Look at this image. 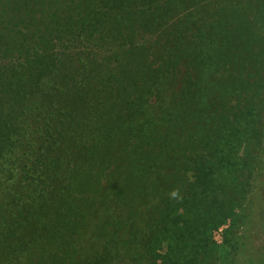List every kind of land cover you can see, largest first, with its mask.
Here are the masks:
<instances>
[{
	"label": "trees",
	"instance_id": "obj_1",
	"mask_svg": "<svg viewBox=\"0 0 264 264\" xmlns=\"http://www.w3.org/2000/svg\"><path fill=\"white\" fill-rule=\"evenodd\" d=\"M21 1L20 12L33 21V26H25L28 35L22 45L30 43L34 47V60H26L21 69L10 67L0 71V158L6 150L7 153L19 151L21 142L29 139L34 130L29 126L28 117L33 111L40 114L36 123L40 122L35 127L38 141L32 145L28 156H24L29 197L22 204L26 220L42 222L34 228L38 230L34 238L41 236L48 242L43 257L36 250V256L41 257L39 261L36 258L37 264H110L115 259L114 252L119 253L116 240L117 233L125 225L123 212L137 197L138 189H148L155 184L149 177L151 168L165 162L163 169L168 174L176 171V180L181 179L184 191L190 190V196L199 195L201 184L205 191L200 200L197 197L189 200L178 191L166 200L171 228L164 226L160 230L164 236L167 231L172 235L173 240L167 243L169 248L182 253L179 262L175 260L172 264H206L199 254L208 255L209 252L198 251L199 242L190 239L197 221L201 228L208 225L206 214L197 219V213L201 212L204 201L209 200L210 193L219 203V210L228 208L223 200L225 195L214 196L218 188L214 179L223 181L227 176L224 169L227 154L221 153L219 169L213 175L212 169L204 168L198 154V137L186 146L179 143L184 137L182 130L188 131L182 127L183 123H188L190 116L205 111L209 104L215 54L224 50L227 23L222 25V21L228 0L214 3L208 0ZM127 30L147 33L150 52L145 57L152 55L154 59L148 62L132 58L130 65L139 76L137 86L124 89L125 84L120 83V87H116L121 91L117 102L127 113L118 120L112 116L108 103L114 92L105 89L101 94L103 103L85 100L86 114L80 122L72 108L84 101L77 89L80 82L77 76L85 50L98 47L109 53L130 44L139 33L129 36ZM160 44L161 50L153 48ZM116 57L102 56L98 70L100 91L105 86L102 84L105 75H110L108 80L122 81L124 76L129 77L128 72L116 75L117 70L110 62L116 63ZM90 61L95 62L94 59ZM86 93L89 94L87 90ZM205 119L207 116L201 123L211 129V123ZM85 121L95 127L88 133V144ZM190 125L191 136L197 134L196 121ZM118 134L123 137L116 143ZM100 145L105 151H101ZM222 149L227 150L226 146ZM91 166L96 167L93 170ZM77 169L81 172L74 175ZM157 177L164 181L161 173ZM84 182L89 184L88 191L83 187ZM173 184L169 182L168 186ZM82 193L94 199L89 215L97 216L104 205L112 209V216L105 219L104 226L96 229L99 232L90 231L101 240L112 242H104L101 249H89L85 257L73 252L76 240H68L75 239L76 232L65 233L59 240L61 236L57 231L60 220L66 218L76 226L84 223L88 227L89 221L78 215L79 212H73L75 201ZM152 235L149 241L139 244L143 250L138 253L137 261L144 259L148 251L161 256L147 248L148 244L161 240L159 235L152 239ZM183 241H187L189 254L181 248ZM193 250L198 254L193 255ZM153 259L147 264H154Z\"/></svg>",
	"mask_w": 264,
	"mask_h": 264
},
{
	"label": "rangeland",
	"instance_id": "obj_2",
	"mask_svg": "<svg viewBox=\"0 0 264 264\" xmlns=\"http://www.w3.org/2000/svg\"><path fill=\"white\" fill-rule=\"evenodd\" d=\"M208 1L214 3L216 0ZM20 2L22 1L0 0V71L10 67L21 69L26 64V60H34V47H31L30 43L26 46L22 45L24 37L28 35L25 26H33V21L31 17L24 18L19 9ZM225 7L222 21V25L227 23L224 50L215 54L214 72L212 71L211 77L213 87L209 104L205 107L207 108L205 111L190 116L188 123H183L182 127L188 131L182 130L186 138L182 137L179 144L186 146L194 137H198V154L204 168L212 169L213 175L219 169L221 153L227 154L224 168L227 176L223 181L214 179L218 185L214 196L225 195L223 200L228 208L226 211L219 210V203L210 193L209 200L204 201L201 212L197 213V219L206 214L208 225L201 228V223L197 221L193 238L190 240L199 242L196 246L198 251L209 252L208 255L199 254L202 259L205 258L206 264H264V0H228ZM239 26L241 28H238ZM127 32L129 36L139 33L130 30ZM147 38V33H139L130 44L122 45L109 53L99 50L98 47L85 50L86 54L82 56L84 62L77 76L80 78L77 89L83 94L84 101L72 108L73 115H77L80 122L86 114L85 100L103 103L101 94L105 89L114 92L113 99L108 103L111 106L112 116L118 120L127 113V109L121 108L117 102L121 91L118 92L116 87H120V83L125 84L124 89L137 86L139 76L130 65L132 58L148 62L154 60L152 55L145 57V54L150 52L147 50ZM54 48L58 49V47ZM153 48L161 50L162 45H155ZM88 53L90 59L87 60ZM105 54L114 59L117 54L116 63L110 60L111 67L117 70L116 75L128 72L126 75L129 77L124 76L122 81L108 80L110 75H105L102 82L105 86L100 91L98 70L101 67L102 56ZM91 59L95 62L90 61ZM181 74L179 72L178 76ZM16 110H18L17 105ZM205 116L209 121L208 124L212 125L211 129L201 123ZM5 117L6 115H3V118ZM39 117L40 114L36 115L35 111L31 113V117H28L31 123L29 126L34 130L30 133L29 139L21 142L19 151L7 153L6 150L0 158V264H37L48 248L47 239L41 236L34 238L35 233H38L34 228L40 226L42 222L26 220L27 216L22 206L27 201L25 198L29 197L27 179L24 176V156H28V152L33 149L32 145L38 141L35 127L40 122L36 123ZM92 121L94 123L95 120ZM195 121L199 126L198 133L191 136L190 124ZM72 123L75 124L74 121ZM93 123L90 124L88 121L84 123L86 144L90 142L88 133L95 128ZM121 137L123 136L117 135L116 143ZM15 144L17 145V141ZM100 146L102 149L103 145ZM225 146L227 150L221 151ZM101 151H105V148ZM228 153L231 155L229 156ZM26 162L29 164L28 159ZM166 164L167 162L159 163L158 167L151 168L149 177L155 184L150 185L148 189H138L137 197L133 201L130 200L127 211L123 212L125 225L117 233L118 240H116L119 253L114 252L115 259L110 264H147V261L153 258L154 264L179 262L182 253L177 249L171 250L167 245L173 240L172 235L164 231V236L160 230L164 226L171 228L166 214L168 212L166 200L177 191L180 195L184 193L189 200L194 201L196 197L200 200L203 199L205 191L204 185L201 184L198 189L199 195L194 198L190 196V190L184 191V183L181 179L176 180L174 176L176 171H170L171 174H168L163 169ZM95 167L91 166L93 170ZM80 172L77 169L74 175H79ZM158 173L165 176L164 181H160L157 177ZM169 182L174 184L168 186ZM161 184L167 187L164 189ZM83 187L88 191V182H84ZM83 193L76 199L73 212H79L78 215L84 216L89 221V225L91 222L90 230H88L89 225L86 227L83 223L76 226L71 219L66 218L60 220L57 231L61 236L59 240H62L65 233L67 235L76 232V238H68V240H76L73 252H78L77 256L85 257L89 249L98 247L101 249L104 242H112L101 240L99 236L90 233V231L99 232L96 229L101 225L104 226L105 219L112 216V209L104 205L99 208L97 216L89 215L88 210H91L94 199ZM151 235L152 239L159 235L161 240L156 244H148L147 248L161 256H155L148 251L144 259L140 258V261H137L138 253L143 250L139 244L149 241ZM110 236L111 234L108 238ZM181 248L189 254L187 241L182 242ZM36 250L40 252V258L36 256ZM197 254L193 250V255Z\"/></svg>",
	"mask_w": 264,
	"mask_h": 264
}]
</instances>
